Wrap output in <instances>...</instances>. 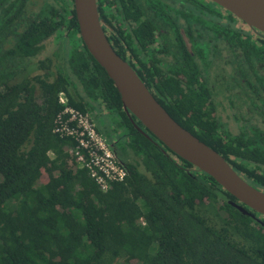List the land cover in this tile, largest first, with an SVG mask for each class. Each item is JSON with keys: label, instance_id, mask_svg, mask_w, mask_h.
I'll use <instances>...</instances> for the list:
<instances>
[{"label": "trees", "instance_id": "16d2710c", "mask_svg": "<svg viewBox=\"0 0 264 264\" xmlns=\"http://www.w3.org/2000/svg\"><path fill=\"white\" fill-rule=\"evenodd\" d=\"M69 8L62 6L59 16L47 8L42 22L0 55V264H264V216L246 206L254 217L244 215L222 197L241 205L214 178L171 152L178 165L134 128L113 81L80 36L74 5ZM11 24L0 20V42L12 34ZM61 27L60 37L67 31L72 42L69 74L59 71L55 81L25 75L17 60L37 56L38 45ZM221 34L233 70L219 72L212 89H195L203 73L187 71L193 76L188 93L166 88L177 106L159 103L264 191V38ZM225 85L231 105L238 101L251 111L237 135L224 132L213 116L214 93ZM62 92L83 113L90 111L87 98L120 114L146 171L102 192L67 152L73 141L53 134Z\"/></svg>", "mask_w": 264, "mask_h": 264}, {"label": "flooded vegetation", "instance_id": "af4514ba", "mask_svg": "<svg viewBox=\"0 0 264 264\" xmlns=\"http://www.w3.org/2000/svg\"><path fill=\"white\" fill-rule=\"evenodd\" d=\"M64 5H70L69 9H71L74 0L73 2L72 0H1L0 20L11 21L12 34H6L9 37L0 42V55L7 53L14 45V39L19 38L35 24L41 23V19L46 16L47 8L48 14L55 12L59 16L61 7ZM97 6L100 24L112 48L134 69L157 101L167 105L169 109L171 106H177L176 96L172 98L166 88H181L188 93L187 87L193 81V76L191 80V75H186L187 71L203 73L195 80L193 84L195 89H198L201 84L212 89L214 84L218 83L219 72L233 70V57L223 46L224 36L221 34L223 30L242 31L264 38V34L251 29L246 23L211 0H97ZM63 30L64 27H61L60 31L40 43L36 50L37 56L17 60L19 69L28 72L33 61L45 53L47 41L51 39L60 40L58 45H61L59 48L61 51L57 52V55L59 60H63V64H58L56 74L51 75L48 72L44 77L47 76L50 81H55L59 71L69 74L68 60L72 42L67 37V31L65 37H60V32ZM42 62L46 64L45 67L41 66ZM42 62L39 66L45 70L53 66L51 59H45ZM3 63L8 64L5 60ZM79 91L83 94L81 88ZM222 93L224 94L220 88L214 93L213 116L219 120L224 132L237 135L245 126L251 111L248 107H239L238 101H233L232 106L228 89L226 96ZM72 95L76 96L74 93ZM220 96H225L231 108L237 110L235 118L242 123L237 134H232L222 124L220 106H223L225 99ZM213 99L208 101L212 102ZM85 101L88 102L90 109L86 113L95 123L97 131L117 160L127 170L128 177L132 173L146 171L142 155L134 146L132 131L120 114L108 109L102 99L91 101L86 98ZM203 110L205 117H213L209 111L210 106H205ZM243 110H246L245 114ZM110 112L118 115V122L106 121V114ZM126 115L139 133L141 132L136 124L147 134L142 133L145 137L181 166L180 159L175 158L172 151L164 147L138 120L131 119L127 113ZM182 117L185 119L184 116ZM98 121L102 125L99 126ZM106 129L114 136L113 139Z\"/></svg>", "mask_w": 264, "mask_h": 264}, {"label": "water", "instance_id": "95a60500", "mask_svg": "<svg viewBox=\"0 0 264 264\" xmlns=\"http://www.w3.org/2000/svg\"><path fill=\"white\" fill-rule=\"evenodd\" d=\"M251 29L264 34V0H211ZM80 36L88 51L117 88L123 110L138 120L164 147L215 179L222 197L244 215L264 216V191L245 181L217 151L183 128L157 101L134 69L112 48L100 24L97 0H74ZM137 129L147 135L136 124ZM243 205L252 210L249 212Z\"/></svg>", "mask_w": 264, "mask_h": 264}, {"label": "built area", "instance_id": "2783aa9c", "mask_svg": "<svg viewBox=\"0 0 264 264\" xmlns=\"http://www.w3.org/2000/svg\"><path fill=\"white\" fill-rule=\"evenodd\" d=\"M58 102L62 109L55 117L53 134L73 141L74 145L67 148V152L76 167L86 170L104 193L114 184L126 182L127 170L99 134L90 116L72 107L63 92L59 94Z\"/></svg>", "mask_w": 264, "mask_h": 264}, {"label": "rangeland", "instance_id": "374dc122", "mask_svg": "<svg viewBox=\"0 0 264 264\" xmlns=\"http://www.w3.org/2000/svg\"><path fill=\"white\" fill-rule=\"evenodd\" d=\"M51 40V39H50ZM47 41V46H46V50L45 53L43 55H41L40 57H38L36 60L33 61L32 66L30 67V70L28 72L25 73V75L27 76H36V75H40L42 78L49 72V74L53 75L56 74L57 70L56 67L58 66V64H63V60H59L58 59V55L57 52H60L61 50H59V48L61 47V45H58V42L60 40H51V41ZM59 50V51H58ZM45 59H51L53 61V66L52 68L45 70L44 68H42L41 66H39V63H41L42 61H45ZM47 62V61H46ZM49 64V63H47ZM229 72V71H228ZM214 75H216L214 73ZM52 80V78H51ZM224 94L222 93V95H227V90L226 88L223 90ZM225 96H220L221 98H226ZM41 101V99H40ZM218 101V99H217ZM223 106H220V111H221V121L222 124L224 125V127L231 132L232 134H237V132H239V127L242 124L240 121H237L235 118V115L237 114V110L234 108H231L229 102L227 99H225V101H223ZM246 110H243V114H245ZM239 117H241L240 114H238ZM107 119L106 121H113V122H118V115L116 113H107L106 114ZM245 116V115H244ZM105 121V122H106ZM99 122V121H98ZM102 125L101 122H99V126ZM106 132L109 134L110 131L108 129H106ZM125 134V131H124ZM111 135V133H110ZM111 138L113 139L114 136L111 135ZM143 162V160H142ZM142 169V167L140 168ZM46 180V178L44 179ZM140 223H142V225H145V222L143 220H140Z\"/></svg>", "mask_w": 264, "mask_h": 264}]
</instances>
